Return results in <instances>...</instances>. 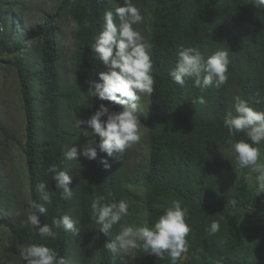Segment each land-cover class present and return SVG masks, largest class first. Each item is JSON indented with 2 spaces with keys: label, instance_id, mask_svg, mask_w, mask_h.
I'll use <instances>...</instances> for the list:
<instances>
[{
  "label": "trees",
  "instance_id": "1",
  "mask_svg": "<svg viewBox=\"0 0 264 264\" xmlns=\"http://www.w3.org/2000/svg\"><path fill=\"white\" fill-rule=\"evenodd\" d=\"M57 2L56 14L46 18L32 35L38 60L32 68L22 55L32 40L15 44L17 32L13 27L8 29L4 14L7 7L15 4L0 0V57H14L12 66L19 80L25 118V141L20 145L28 173L30 204H44L47 208L46 214L37 213L41 226L69 214L80 221L81 230L74 235L60 227L54 229L57 235L52 239L41 237L25 223L9 220L0 221V225L6 226L20 246L44 244L54 248L66 264H120V256L105 245L115 238L121 224L140 226L142 214L144 221L154 226L172 201L180 200L188 209L186 222L191 231L188 251L176 264H264V191L258 188L256 178L250 179L251 168H241L236 163L235 153L226 143L228 130L224 127L237 95L254 110L264 111V7L256 8L252 0H133L144 16V21L135 27L147 33L152 45L155 92L148 96L149 108L139 113L141 127L146 129L147 163L142 165L144 172L137 171L130 180L122 175L125 157L121 154L108 157L98 151L96 160L81 156L79 162L63 157V152L81 139L73 128L65 126L64 108L72 106L77 117L87 119L101 103L118 110L111 101L89 96L87 81L99 80V74L107 71L89 45L101 31L104 12L122 6L123 0ZM65 14L72 25L73 21L80 25L79 31L73 28V86L61 79L56 45L55 19ZM186 47L199 48L205 59L219 48L229 50L231 63L226 83L219 88H197L192 81H186L184 86L173 81L170 70L176 66L181 48ZM201 98L204 103H200ZM0 129L10 137L4 124ZM93 138L99 141L90 130L80 145ZM240 139L247 141L246 134L233 137L234 141ZM259 149L258 163L264 162V142ZM101 158L108 160L109 169L100 163ZM75 163L69 185L74 195L64 200L62 190L55 189L46 169L55 164L69 172L68 167ZM41 182L47 183L50 205L41 198ZM130 186L140 189L141 196ZM97 195L104 196L106 203L138 201L142 209L130 207L131 214L113 225L109 235L98 233L90 208ZM214 220L219 221L220 229L208 235L205 229ZM137 254L144 264H172L167 253L163 259L142 250ZM18 261V256L8 257L1 264H19Z\"/></svg>",
  "mask_w": 264,
  "mask_h": 264
},
{
  "label": "clouds",
  "instance_id": "2",
  "mask_svg": "<svg viewBox=\"0 0 264 264\" xmlns=\"http://www.w3.org/2000/svg\"><path fill=\"white\" fill-rule=\"evenodd\" d=\"M112 3V0H108ZM256 8L264 7V0H252ZM101 31L95 42L89 47L99 61H102L107 71L99 74V80L91 78L87 81L88 95L101 101L108 100L118 106L114 110L110 105L101 103L88 119H77V128L91 130L92 137L83 145L74 144L63 152L64 159L79 162V157L96 160L98 151L106 153L108 157L123 154L143 135L139 113L143 95L152 96L155 92V78L153 73L152 45L135 27L144 21V16L133 0H123L122 6H116L103 14ZM73 28L79 31L80 25L73 21ZM231 61L229 50L219 48L205 59L197 47L181 48L176 66L170 70V77L177 84L184 86L186 81H192L199 87H216L224 85L228 79L227 73ZM126 98V99H125ZM200 103H204L203 98ZM91 107V106H90ZM106 117V119H104ZM224 127L228 130L226 143L235 153L236 163L241 168H251L256 174L257 186L264 191V162H259V145L264 142V111L254 110L248 101L235 96L224 119ZM238 133H245L247 141L233 140ZM84 135L88 136V131ZM250 141V142H249ZM100 163L105 169L111 165L107 159L101 158ZM46 175L55 182V189L62 190L61 198L71 200L73 189L69 187L73 177L68 170H62L52 164L47 167ZM42 200L46 204L52 203V197L46 182L39 184ZM235 206V201H233ZM32 209L27 214L25 227L37 231L41 237L55 239L54 229L63 227L65 231L79 234L78 219L69 214L54 218L52 224L41 226L37 213L46 214L44 204L32 202ZM91 219L98 225V233L109 235L113 225L128 217L130 205L126 200L106 203L102 195L95 196L90 203ZM187 207H182L180 200H173L169 207L154 224L149 226L144 221L140 226L121 224L118 234L105 247L113 254L124 257L136 250L163 259L167 253L172 264H176L183 253L188 251L187 237L191 231L186 222ZM220 219H224L223 216ZM220 229L218 220H214L206 227L208 235H215ZM19 256L24 264H66L65 259L58 252L44 244L30 243L20 247Z\"/></svg>",
  "mask_w": 264,
  "mask_h": 264
},
{
  "label": "rangeland",
  "instance_id": "3",
  "mask_svg": "<svg viewBox=\"0 0 264 264\" xmlns=\"http://www.w3.org/2000/svg\"><path fill=\"white\" fill-rule=\"evenodd\" d=\"M15 4L13 8H6L4 14H7V27H13L17 32L15 44L21 41L32 40L38 28L42 26L46 18L53 17L57 12V0H6V4ZM57 33V53L59 56V68L61 79L73 86L75 73L73 72V54H74V37L71 18L68 14L61 15L55 19ZM141 34L148 42L147 33L141 31ZM36 42L32 40L27 45L24 53L25 62L32 68L38 63L35 53ZM14 57L4 54L0 57V124H4L10 137H7L0 129V221H12L16 223H26V217L30 208V198L28 192V173L26 169L25 156L20 143L25 141V118L22 107V97L20 92L19 80L16 69L12 66ZM148 96L141 97L140 104L142 109H148ZM79 119L75 115V108L70 106L64 108V124L67 128H73L81 139L86 138L84 135L87 130L83 127L77 128L76 121ZM87 119V118H80ZM143 135L141 139L128 148L121 156L125 157V165L122 169V175L132 179L138 171L143 173L142 165H146L148 146L146 144V129L142 128ZM45 134V133H44ZM75 164L68 167L69 175L72 176V168ZM73 177V176H72ZM256 178L252 172L250 179ZM73 182V179H72ZM73 184V183H72ZM131 190L138 196H141V190L130 186ZM133 210H141L140 202H131L126 200ZM9 209V210H8ZM8 210V211H7ZM7 211V212H6ZM143 224L144 215H140ZM81 230V226H78ZM20 245L17 244L5 225H0V264L8 257H19V264L24 261L19 256ZM134 251L131 255L124 257L120 264H144Z\"/></svg>",
  "mask_w": 264,
  "mask_h": 264
}]
</instances>
